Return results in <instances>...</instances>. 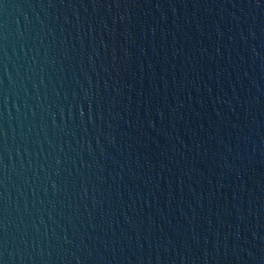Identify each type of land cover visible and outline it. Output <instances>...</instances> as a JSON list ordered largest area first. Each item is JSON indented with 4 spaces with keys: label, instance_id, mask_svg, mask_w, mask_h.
<instances>
[{
    "label": "water",
    "instance_id": "95a60500",
    "mask_svg": "<svg viewBox=\"0 0 264 264\" xmlns=\"http://www.w3.org/2000/svg\"><path fill=\"white\" fill-rule=\"evenodd\" d=\"M0 264H264V0H0Z\"/></svg>",
    "mask_w": 264,
    "mask_h": 264
}]
</instances>
